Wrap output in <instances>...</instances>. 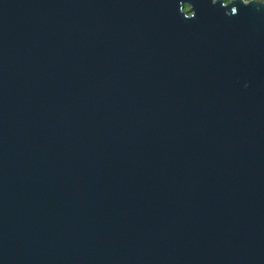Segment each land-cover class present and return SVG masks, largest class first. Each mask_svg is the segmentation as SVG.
<instances>
[{
	"label": "water",
	"instance_id": "obj_1",
	"mask_svg": "<svg viewBox=\"0 0 264 264\" xmlns=\"http://www.w3.org/2000/svg\"><path fill=\"white\" fill-rule=\"evenodd\" d=\"M0 264H264V1L0 0Z\"/></svg>",
	"mask_w": 264,
	"mask_h": 264
},
{
	"label": "trees",
	"instance_id": "obj_2",
	"mask_svg": "<svg viewBox=\"0 0 264 264\" xmlns=\"http://www.w3.org/2000/svg\"><path fill=\"white\" fill-rule=\"evenodd\" d=\"M225 3H229L230 1H232V0H223ZM245 1H247V2H249V1H252V0H245ZM260 1H264V0H260ZM186 9L188 10V7H186Z\"/></svg>",
	"mask_w": 264,
	"mask_h": 264
}]
</instances>
